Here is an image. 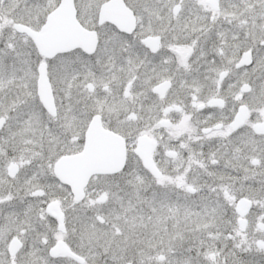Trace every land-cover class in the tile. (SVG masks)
I'll list each match as a JSON object with an SVG mask.
<instances>
[{
    "label": "snow or ice",
    "instance_id": "1",
    "mask_svg": "<svg viewBox=\"0 0 264 264\" xmlns=\"http://www.w3.org/2000/svg\"><path fill=\"white\" fill-rule=\"evenodd\" d=\"M0 264H264V0H0Z\"/></svg>",
    "mask_w": 264,
    "mask_h": 264
}]
</instances>
